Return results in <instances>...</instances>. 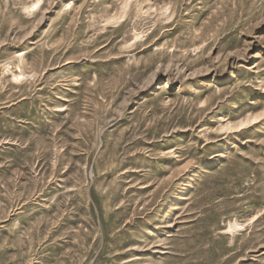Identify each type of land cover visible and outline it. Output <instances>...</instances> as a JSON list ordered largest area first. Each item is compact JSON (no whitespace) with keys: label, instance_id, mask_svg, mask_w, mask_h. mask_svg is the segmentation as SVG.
I'll use <instances>...</instances> for the list:
<instances>
[{"label":"rangeland","instance_id":"1","mask_svg":"<svg viewBox=\"0 0 264 264\" xmlns=\"http://www.w3.org/2000/svg\"><path fill=\"white\" fill-rule=\"evenodd\" d=\"M0 264H264V0H0Z\"/></svg>","mask_w":264,"mask_h":264},{"label":"bare ground","instance_id":"2","mask_svg":"<svg viewBox=\"0 0 264 264\" xmlns=\"http://www.w3.org/2000/svg\"><path fill=\"white\" fill-rule=\"evenodd\" d=\"M36 4H37V3L32 4V5H31V8L34 9V8L36 7ZM230 226H231L232 228H235V227L237 226V224H236V222L233 221V222H231Z\"/></svg>","mask_w":264,"mask_h":264}]
</instances>
